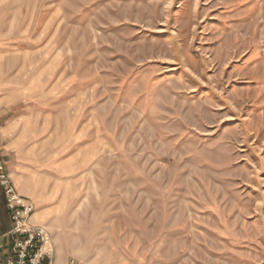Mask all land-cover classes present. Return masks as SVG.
Returning <instances> with one entry per match:
<instances>
[{
  "label": "rangeland",
  "instance_id": "1",
  "mask_svg": "<svg viewBox=\"0 0 264 264\" xmlns=\"http://www.w3.org/2000/svg\"><path fill=\"white\" fill-rule=\"evenodd\" d=\"M0 96L53 262L264 264V0H0Z\"/></svg>",
  "mask_w": 264,
  "mask_h": 264
},
{
  "label": "crops",
  "instance_id": "2",
  "mask_svg": "<svg viewBox=\"0 0 264 264\" xmlns=\"http://www.w3.org/2000/svg\"><path fill=\"white\" fill-rule=\"evenodd\" d=\"M7 96H0V159L3 163V171L9 176L18 193L32 200L30 196L39 193L37 177L32 173V161L23 152L25 146L23 134H19V124L14 116L9 113ZM22 132V131H21ZM19 134V135H18ZM5 196L0 185V264H6L11 255L12 236L8 233L11 228V220L6 209ZM36 206V205H35ZM55 208L35 209L33 220L43 218L53 213ZM67 260L56 254L54 262L64 264Z\"/></svg>",
  "mask_w": 264,
  "mask_h": 264
},
{
  "label": "built area",
  "instance_id": "3",
  "mask_svg": "<svg viewBox=\"0 0 264 264\" xmlns=\"http://www.w3.org/2000/svg\"><path fill=\"white\" fill-rule=\"evenodd\" d=\"M0 185L11 220L8 233L13 238L11 255L7 258L6 264H56L53 262L54 250L48 229L33 220L36 209L34 201L18 193L9 176L3 171L1 159ZM64 264L81 262L76 258H70Z\"/></svg>",
  "mask_w": 264,
  "mask_h": 264
}]
</instances>
